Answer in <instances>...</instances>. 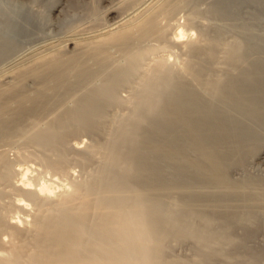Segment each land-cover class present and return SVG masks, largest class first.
Here are the masks:
<instances>
[{
    "label": "bare ground",
    "instance_id": "6f19581e",
    "mask_svg": "<svg viewBox=\"0 0 264 264\" xmlns=\"http://www.w3.org/2000/svg\"><path fill=\"white\" fill-rule=\"evenodd\" d=\"M112 1L115 2L110 5ZM176 1L0 0L1 45L12 40L14 30L26 32L40 24L68 26L84 18L89 26L94 24L97 28L88 32L76 30L66 37L63 40L66 54L57 50L46 53L47 56L34 57L32 64L13 72L12 80L16 82L13 80L11 83L10 80L8 87H0V110L8 106V97L15 96V87H19L27 77L41 79L51 75L58 85L66 82L63 68L66 62H69L71 70L82 71L84 57L98 63L104 61L112 56L107 54L110 46L116 47L127 61L155 51V46L144 48V51L138 49L140 46L135 48L137 45L130 47L141 39L163 38L167 25L161 21L170 16ZM34 4L38 7L34 8ZM102 4L109 5L100 10ZM101 19L110 21L101 24ZM185 29L182 23L173 25L162 49L165 51L176 46L186 52L202 53L204 45L209 43ZM44 45L47 46L46 43ZM170 55H161L155 61L153 67L160 77L148 86L140 99L145 114H135L130 128L123 129L119 139L108 147L105 179L78 182L70 177V172H66L60 156L43 155V159L37 162L41 161L40 166L46 173L40 176L34 174L37 170L34 165L17 163L14 159L15 164L0 152V180L7 179L12 190L17 192L16 199L8 202L9 210L14 213L0 210V264H189L187 260L165 259V252L171 248L166 244L169 237H173L176 244L189 239L203 244L213 238L228 244L230 249L248 248L247 242L251 241L262 249L256 252L257 255L264 254V219L261 217L247 219L232 212L217 211L201 217L195 213L198 223L191 225L188 222L192 215L189 211L182 209L169 215L162 208L167 203H161L163 200L155 195L171 185L182 195L183 205L199 199L214 202L239 199L248 204L264 201V173L254 175L244 169L250 161L264 164V139L258 137L253 126L258 123L264 128L262 67L255 63L238 69L231 66V71L227 70L224 76L220 74L222 77L217 75L215 79L202 80V65L182 59L178 65L179 72L204 85L209 92L204 96L183 81L185 75L171 76L166 69ZM120 70L108 75L104 89L92 96L95 102L109 95L108 87L122 75ZM10 76L13 77L12 74ZM19 95L16 94L14 99H21ZM216 95L220 97L216 99ZM42 97L32 99L29 106L17 103L20 108L15 110L16 114L12 111L14 115L11 116L19 117L39 108ZM213 99L226 100L227 108L253 118L254 124H246L227 108L215 104ZM94 106L90 101L64 109L46 129L36 130L31 136L41 145H63L65 140L60 130L69 127L70 132L91 131L90 118ZM257 139L259 141L255 142ZM68 145L77 153L82 147L78 140ZM165 167H168L167 171H164ZM236 169L246 173L232 178L231 173ZM191 182L203 183L210 189L191 188ZM215 222L220 226L212 230ZM2 234L8 237L5 241ZM27 236H30L29 240ZM198 245L196 258L191 264H240L219 262L214 248L204 250Z\"/></svg>",
    "mask_w": 264,
    "mask_h": 264
},
{
    "label": "rangeland",
    "instance_id": "374dc122",
    "mask_svg": "<svg viewBox=\"0 0 264 264\" xmlns=\"http://www.w3.org/2000/svg\"><path fill=\"white\" fill-rule=\"evenodd\" d=\"M114 2L115 1H112V3L110 2V5ZM105 5L109 4H102L100 10H104ZM33 7L37 8L38 6L37 4H34ZM86 20L87 19L83 18L76 20L71 25H62L58 27L56 25L40 24L33 29L29 28L26 32L21 33H17L16 30H14V33L11 34L12 40L7 44L9 46L0 44V87H8V84L10 85V80L11 83L14 80H12V78H14L13 74H15L13 72L23 66L26 67L32 64L34 57L36 58L40 55L47 56V54L53 53L57 50L65 52L66 54L67 48L63 41L66 37L73 34L76 30H79L78 32H88L97 29L93 26L94 24L89 26L90 24L86 23ZM106 21L109 22L110 20H100L101 24ZM161 22V24L167 25L163 38L160 40L146 38L133 42V46H131L130 49L135 47L134 45H137L135 48L140 46L141 48L139 47L138 49L141 51L142 49L144 51L151 46L156 47L155 51L145 54L143 57H138L136 60L133 59L132 61H127L126 57L120 53L116 47L110 46L107 48V54L108 56H112L104 59V61L100 60L101 62L99 61L98 63L95 59L84 57L82 59V71L76 69H73L75 71L71 70L68 67L69 62L68 64L66 62L63 67L66 70L63 69L66 73L65 84L58 85V82H55V80L51 78V75H47L41 79L37 77V79L35 77H32L34 79L27 77L28 79L26 78L21 81L22 85L20 84L19 87H15L16 94H20L19 97H17H21V99L15 100L14 98L16 97V94L10 98L8 97V99H10H7L6 101L8 109L6 107L5 109L0 110L2 111L0 112V152H3L4 155L12 161L17 159V163H29L32 166L34 165V167L37 168L34 174L38 173L40 176L45 174L46 170L41 168V161H37L43 159L45 156H60L64 161L66 172H70V177L73 180L83 182L93 179H105L107 149L113 142L119 139L118 135L123 129L130 128L131 124H133L132 122H134L133 119L135 114L137 116L145 114L144 108L140 105V99L149 88L148 86L156 83V78L160 77L159 72L156 71L153 66L155 61L159 59L161 55L172 54L169 56L170 60L166 64V69L173 78L185 75L179 72L178 65L181 64L182 59L186 58L198 65H202V80L215 79L217 75L224 76V73L227 70H232V68H230L231 66L238 69L239 67L243 68L244 66H249L251 63L261 65V72H264V0H177L176 6L170 16L163 19ZM176 23H182L183 28H186L185 30H188L189 32L192 31L193 36L200 37L209 43L204 45V51L202 53L186 52L176 46H171V49L166 48L165 51L162 49L164 44H167L166 41L170 37L172 26ZM1 27L2 26L0 25V29ZM45 43L47 46L44 45ZM235 57L239 58L238 61H236ZM233 60H235L234 63ZM106 61H108V64ZM109 62H112V66ZM96 64L97 66H100L97 67ZM109 65L111 67H109ZM113 66L116 67L112 69ZM120 68L122 69L120 70ZM115 70H120L122 75H119L118 79L108 87L110 91L109 95L103 99H99V102H95V99H93L92 96L96 91L104 89L107 85L106 82L108 77L111 76ZM171 71L173 72L171 73ZM11 74L13 77L10 76ZM51 79L53 82L49 81ZM182 79L188 83L190 87L204 96L209 95L205 86L201 83L191 81L189 75H185ZM42 80L46 82L44 83ZM41 82L43 84H40ZM54 82L56 84H54ZM112 86L114 87L111 90L110 87ZM25 95L27 97H24ZM33 95L35 96L33 97ZM41 95H43L41 99L42 105L39 108L32 112L30 111L29 113L22 114L19 117H12L14 115H12V113L15 112L16 114L20 106H29L35 97L38 98ZM216 96V99L220 97L218 95ZM90 101L95 105L91 111V131L76 130L70 132L69 127L68 129L60 130L62 131L61 133L65 140L63 145H41L34 140L33 136L35 135L36 130L42 131L44 128L46 129V126L52 120L57 119L66 109H71L79 103H89ZM213 101L215 104L222 105L224 108L228 107V104H226V100L224 101V99H213ZM17 103H22V105L20 104L19 106ZM10 105L13 108L9 107ZM11 108L15 109L11 110ZM236 109L239 110L240 108ZM227 110L248 125H253L255 122L253 118L245 117L239 114L240 112H237L235 109L227 108ZM253 126L256 128L258 137L264 139V128L258 123ZM77 140L81 141L82 144L80 152L78 153L72 150L68 145ZM258 141L259 140L257 139L255 142ZM15 160L14 163L16 164ZM244 169L248 173L260 175L264 173V164L258 165L255 164V161H250L244 166ZM167 170L168 167H165L164 171ZM246 172L241 169H236L231 173V177L238 178L243 176ZM63 178L65 179V177ZM67 182L68 181H65V183ZM9 187V181L7 179L0 180L1 211H8V202H11L17 197V192ZM190 187L194 189L198 188L200 190L210 189L203 185V183L197 182H191ZM157 193L158 194H155L157 199L159 197L161 198L159 200H163L161 203H167V205H162V208L169 215H172L177 211H182V209L189 211V213L192 214L188 219V222H191V225L198 223V218L195 216V213L204 217L213 211L232 212L247 219H253L255 217H261L264 219V201H256L248 204L239 199H223L215 202L199 199L193 200L187 205H183L182 195L175 191L171 185L168 189L160 191V193L157 191ZM165 197L168 198L166 199ZM8 212L11 213L13 211L10 209ZM219 226V223L215 222L211 229L216 230ZM1 238L5 241L8 237L6 234H2ZM26 238L29 240L30 236H27ZM256 240L257 239H254V241ZM166 244L171 246V248L164 254L165 259L168 261L187 260V263H193L196 258L195 248L199 244L201 245H198V248L200 249L207 250L208 247L214 248L219 255V259H217L219 262L221 260L240 264H264V254L258 256L256 253L258 251L261 252V247L254 246V243L251 241L247 242L248 248L242 249H230L228 248V244H225L222 241L219 242L213 238L203 244L197 243L193 239L176 244L173 237H169L166 240ZM226 252H230L231 254L229 255V253Z\"/></svg>",
    "mask_w": 264,
    "mask_h": 264
}]
</instances>
